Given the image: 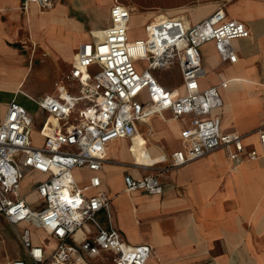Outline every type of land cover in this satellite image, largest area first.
<instances>
[{
  "label": "built area",
  "instance_id": "1",
  "mask_svg": "<svg viewBox=\"0 0 264 264\" xmlns=\"http://www.w3.org/2000/svg\"><path fill=\"white\" fill-rule=\"evenodd\" d=\"M20 1L24 10L30 3L48 10L58 0ZM132 13L131 8L115 0L109 25L98 37L91 33V41L77 49L65 75L67 86L58 94L35 100L45 116L40 145L31 141L32 114L16 101L8 105L0 123V215L12 226L24 225L19 237L25 258L5 264H97L101 257H108L110 264L147 262L151 248L127 245L115 228L112 199L87 192L100 187L96 173L107 160L108 144L118 139L132 140L136 124H147L153 115L163 117L169 111L174 119L189 116L190 121L180 132L181 148L147 165L163 166L157 175L138 180L124 177L128 192L160 195L161 174L220 149L226 151L233 169L264 155V127L257 130L261 154L246 149L243 135L221 129L220 117L214 111L222 105L219 87L226 89L228 82L206 89L200 84L201 46L214 42L221 60L235 63L237 54L231 43L249 37L246 25L229 19L219 8L196 24L157 16L145 23L142 38H131ZM141 59L147 62L144 70L136 66ZM175 69L180 73L181 95L165 88L152 75L153 71ZM133 164L142 165L136 161ZM76 169L93 173L88 185L80 186L75 180ZM27 173L44 177L31 192L36 195L33 203L21 192ZM101 213L106 225L98 221ZM89 224L96 232L78 242L77 234ZM34 230L46 233L55 247L47 251L45 244H34Z\"/></svg>",
  "mask_w": 264,
  "mask_h": 264
},
{
  "label": "crops",
  "instance_id": "2",
  "mask_svg": "<svg viewBox=\"0 0 264 264\" xmlns=\"http://www.w3.org/2000/svg\"><path fill=\"white\" fill-rule=\"evenodd\" d=\"M71 1L74 9L80 7L99 15V0L91 2V5H85L83 1L86 0H81L79 5H76V0ZM113 3L114 0H103L107 24L99 25V17L94 16L96 20L90 24L92 30L87 32L81 18L72 14L74 9L70 1L58 0L48 10L30 3L24 10L20 0H0V57H13L21 63L17 69L25 71L27 67L24 66L25 57L21 51L39 49L42 53L53 54L56 62L61 58L71 61V67L77 49L84 42L91 41L93 30H104L109 25V11ZM29 8L36 17L28 15ZM223 9L229 19L246 25L249 37L232 41V48L237 54L235 63L223 62L214 42L203 44L210 46L214 52L206 67H202V76L210 70L214 80L211 84L202 85L200 79V84L206 89L228 82L226 89L219 87L222 105L214 111L220 117L221 129L225 133L243 135L246 149H255L261 154L257 130L264 127V0H236ZM215 10L208 8L203 15L193 20L187 18L186 21L196 24ZM71 42L74 53L66 54ZM178 74L181 93L171 91L181 95L183 89L179 71ZM19 97L23 101L25 97L29 98L21 88L10 89L5 81L0 80V123L12 101L20 104ZM156 118L171 125L177 148L168 149L161 144L165 139L162 130L156 131L150 126L145 138L137 128L142 124H136L137 133L132 140L118 139L108 144L107 160L96 173L101 181L100 187L87 194L102 193L112 199L113 224L124 242L130 246L147 245L151 248V255L145 264H264V155L254 161L246 160L233 169L226 151L220 149L161 174L159 180L163 192L160 195L125 190L123 179L126 175L136 180L157 175L163 166L151 168L147 165L158 162L161 156L168 158L173 151L181 148L180 132L189 124L190 117L174 119L166 111L163 117H150L148 124ZM150 131L153 136L149 135ZM117 144L127 146L128 153L110 159L109 150ZM134 161L143 166L134 165ZM79 170L84 169L74 172ZM87 172L90 178L93 173ZM31 174L35 173H27ZM35 175L38 176L35 183L44 179L42 175ZM73 175L80 186L88 185V181L82 185L79 178ZM31 192L28 199L34 195V201L36 195ZM98 221L106 225L103 213L99 214ZM35 232L41 233L42 239L34 238ZM95 232L94 225L89 224L77 234L76 239L79 242ZM33 243L45 244L47 251L55 247V241L41 230L33 231ZM20 258L25 256L10 260ZM97 264H110V260L101 257Z\"/></svg>",
  "mask_w": 264,
  "mask_h": 264
},
{
  "label": "rangeland",
  "instance_id": "3",
  "mask_svg": "<svg viewBox=\"0 0 264 264\" xmlns=\"http://www.w3.org/2000/svg\"><path fill=\"white\" fill-rule=\"evenodd\" d=\"M66 1H70V6L73 8V2L71 0ZM80 1L81 0H76V5H79ZM234 1L236 0H118V2L131 8L133 12L129 24V34L131 38H142L144 36L145 22L157 16L182 18L180 17L181 15L177 14L185 12L183 19L187 20V18H189L193 20V18L203 15L208 8H225ZM83 2L85 5H91V2H96V0H86ZM103 5V0H99V15L93 14L92 11L90 12L88 9H81L80 7H78V9L73 8L72 14L77 18H81L86 31L89 32L92 30L90 24L93 22L92 20H96L97 16L99 17V25L107 24L108 17L106 16V10ZM193 12L194 14H192ZM28 15L33 18L37 16L33 13L31 8H29ZM101 31V29H94L93 33L94 35H101ZM71 43L66 48V54L69 52L74 53L75 48L73 47V42ZM27 51L30 57L28 52L21 51L22 55L25 57L24 66L27 67L25 71L17 69L21 66V63L16 61L13 57H0V80L5 81L6 86L10 89L14 90L16 88H21L29 98L34 99L30 100L25 97L26 100L23 101L21 97H19L17 100L34 117L31 141L33 145L37 146L43 141L40 131L45 123V116L41 111L36 109L35 100H38L46 94H58L67 86L64 79L65 75L69 72L71 61H65L61 58L56 62L53 54L42 53L39 49H28ZM200 51L202 56V67L205 68L207 61L211 59L214 51L210 46L204 45L200 48ZM136 66L144 70L147 68V62L142 59L138 60ZM206 73L207 75L201 78L202 85L211 84L214 80V74L211 73L210 70ZM152 75L166 88L174 90L178 94L181 93V89H178L180 84L178 71L158 70L153 71ZM56 84H58L57 87ZM223 119H225V116H223ZM150 126L156 131L162 130L164 132L163 138L165 139L161 144L166 145L168 149L177 148L178 143L175 140V131H173L168 122L156 118L151 121V124L138 125V132L143 137L147 138ZM151 142L155 143L152 140ZM251 142L253 144L255 143L254 140ZM125 153H128L127 146L120 144L114 145L113 148L109 150L110 159L122 156ZM74 174L76 178H79L82 185L88 181L90 176V173L85 170L75 171ZM37 177L38 176L35 174L25 175L22 180L21 188L23 196L27 197L28 194L34 190ZM33 199L34 195H32L30 199L27 198V201L31 202ZM33 202H35V200ZM20 229L19 226L10 225L5 218L0 215V264H5L8 260L16 257L25 256L19 237ZM34 238L42 239L41 233L35 232Z\"/></svg>",
  "mask_w": 264,
  "mask_h": 264
},
{
  "label": "bare ground",
  "instance_id": "4",
  "mask_svg": "<svg viewBox=\"0 0 264 264\" xmlns=\"http://www.w3.org/2000/svg\"><path fill=\"white\" fill-rule=\"evenodd\" d=\"M184 14H185V12H182V14H179V15H181L180 17H184ZM163 17V16H162ZM54 121V120H53ZM55 122V121H54ZM254 133V132H253ZM27 198H28V196H27Z\"/></svg>",
  "mask_w": 264,
  "mask_h": 264
}]
</instances>
